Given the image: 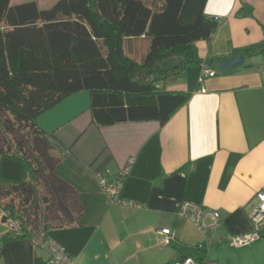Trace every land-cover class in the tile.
Returning a JSON list of instances; mask_svg holds the SVG:
<instances>
[{"label": "crops", "instance_id": "0c3cea01", "mask_svg": "<svg viewBox=\"0 0 264 264\" xmlns=\"http://www.w3.org/2000/svg\"><path fill=\"white\" fill-rule=\"evenodd\" d=\"M37 1L41 8L53 2L43 7ZM248 7L253 15L238 14ZM205 12L219 24L209 40L195 43L197 60L166 81L167 90L190 93L166 123L97 125L87 90L38 117L54 133L52 152L62 158L57 174L76 188L83 207L77 223L49 230L75 264H172L183 253L198 260L197 243L207 247V264H264V225L249 245L233 247L228 240L252 230L256 194L264 192V55H245L243 67L218 69V58L264 38V0H208ZM137 39L147 42L146 54V35L126 38L124 49ZM204 67L216 73L201 83ZM131 158L118 196L140 206L112 201L99 182L106 175L115 185ZM186 200L218 211L219 223L200 230L177 211ZM2 216L0 208V238L8 232ZM163 227L174 233L166 245L159 243ZM48 258L28 236L7 240L0 250V264H49Z\"/></svg>", "mask_w": 264, "mask_h": 264}, {"label": "trees", "instance_id": "16d2710c", "mask_svg": "<svg viewBox=\"0 0 264 264\" xmlns=\"http://www.w3.org/2000/svg\"><path fill=\"white\" fill-rule=\"evenodd\" d=\"M207 1L56 0L41 8L37 0H0V198L10 199L2 219L13 217L22 227L20 234L0 238V250L9 239H37L41 228L49 233L77 223L83 213L78 191L57 174L62 158L52 152L54 133L38 117L87 90L97 125L166 123L190 98L189 92L167 90L166 81L197 60L195 43L209 40L219 24L205 12ZM238 14L253 15V8ZM143 35L151 38L150 47L138 61L126 54L124 40ZM239 54L264 55V38L228 56ZM69 193L76 208L67 204ZM41 201L44 227L38 213L32 218ZM194 248L201 253L198 260H205L206 245Z\"/></svg>", "mask_w": 264, "mask_h": 264}, {"label": "built area", "instance_id": "2783aa9c", "mask_svg": "<svg viewBox=\"0 0 264 264\" xmlns=\"http://www.w3.org/2000/svg\"><path fill=\"white\" fill-rule=\"evenodd\" d=\"M215 70L204 67L201 75L199 76V81L202 83L205 78L215 75ZM134 158H131L128 165L125 168V173L120 178V181L115 185H110L106 175L99 178L101 188L104 192L109 195L112 201H118L122 204L129 206H140L141 204L134 200H127L119 198L118 192L122 179L130 170V166L133 163ZM257 204L254 206L251 213V221L253 224L252 230L249 232L241 234H233L228 237L229 243L233 247H242L253 243L261 237L260 228L264 225V192L259 191L256 194ZM178 213L183 216H188L193 219L198 228L205 231L207 228L215 227L220 220V214L216 210L203 207L199 203L193 201H184L180 204L178 208ZM210 217L212 222L210 225L206 224V219ZM4 224L8 232H12L17 235L22 232L21 222L18 219L9 217L4 221ZM160 234V244H169L174 239V233L170 227H163L158 230ZM41 247L48 253L49 264H75L73 257L68 253V251L63 247L54 237L45 231L40 232L39 237ZM35 241H38L35 239ZM172 264H207L205 260H197L194 257L188 255L186 257L179 258L175 260Z\"/></svg>", "mask_w": 264, "mask_h": 264}, {"label": "rangeland", "instance_id": "374dc122", "mask_svg": "<svg viewBox=\"0 0 264 264\" xmlns=\"http://www.w3.org/2000/svg\"><path fill=\"white\" fill-rule=\"evenodd\" d=\"M23 2L24 1H29V0H22ZM39 1H41V3H44V5H43V7H46L47 5H49L48 3H51L52 1L54 2V1H56V0H39ZM148 2H157V1H162V0H147ZM52 2V3H53ZM51 3V4H52ZM133 43L132 44H130V43H126V49H125V52H126V54H128L129 56H131L132 58H135L136 60H138V61H143V59H144V57L146 56V54H145V51H146V44H147V42L145 41V40H143V39H141V40H134V41H132ZM136 42V43H135ZM134 45V46H133ZM134 49V50H132V48ZM44 182H45V189L46 188H49V183H47V181H46V179L44 180ZM47 190V189H46ZM68 200H67V204H69L71 207H75L76 208V200H75V198H74V195L72 194V193H69L68 194ZM9 202H10V199L9 198H0V208L2 209V211H3V208H5L8 204H9ZM16 202H18V200H16ZM39 205H40V208L38 209V210H35V211H37V212H35L34 210L32 211V218H34V216L36 215V213H38V215H39V217H38V220H39V218H40V224H41V226L42 227H44L43 225H42V223L44 222V218H45V214L43 213V203H42V201L39 203ZM23 212H21V211H19L18 209H16V213L15 214H17V215H23L22 214ZM55 214H58L59 216H60V218H65L64 217V215H63V212H61L60 210L58 211H55ZM73 214H77L76 212H73ZM62 215V216H61ZM50 218H52V214H49L48 213V220L50 219ZM20 219H23V220H25L26 219V217L25 218H20ZM52 222V223H51ZM50 223L51 224H53V221H51ZM26 224H27V226L29 225L28 224V220H27V222H25ZM56 223V222H55ZM54 223V225H56ZM42 230L41 231H43L44 230V228H41ZM37 240L38 241H40V239L39 238H37Z\"/></svg>", "mask_w": 264, "mask_h": 264}, {"label": "water", "instance_id": "95a60500", "mask_svg": "<svg viewBox=\"0 0 264 264\" xmlns=\"http://www.w3.org/2000/svg\"><path fill=\"white\" fill-rule=\"evenodd\" d=\"M245 65V55L239 54L233 57L222 59L218 62L219 72L230 71Z\"/></svg>", "mask_w": 264, "mask_h": 264}]
</instances>
